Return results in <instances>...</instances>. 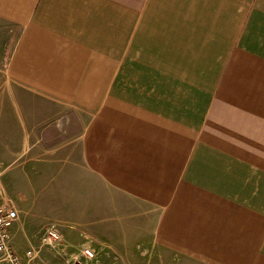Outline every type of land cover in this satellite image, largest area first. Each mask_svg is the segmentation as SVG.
I'll list each match as a JSON object with an SVG mask.
<instances>
[{
	"label": "crops",
	"instance_id": "obj_1",
	"mask_svg": "<svg viewBox=\"0 0 264 264\" xmlns=\"http://www.w3.org/2000/svg\"><path fill=\"white\" fill-rule=\"evenodd\" d=\"M0 113L103 264H264V0H0Z\"/></svg>",
	"mask_w": 264,
	"mask_h": 264
},
{
	"label": "rangeland",
	"instance_id": "obj_2",
	"mask_svg": "<svg viewBox=\"0 0 264 264\" xmlns=\"http://www.w3.org/2000/svg\"><path fill=\"white\" fill-rule=\"evenodd\" d=\"M73 114L79 116V113ZM15 126L16 123L11 127L13 128ZM14 130L16 132V129H13V131ZM13 135H15L16 138V134ZM1 139L4 142H8L13 150H10L7 153L5 152V154H3L2 152L5 151L7 145L1 143ZM13 139L14 136L3 137L2 129L0 127V194L11 201V203L17 210V220L9 229L11 249L13 250L14 248L15 251L20 254L19 251L25 252L30 248H34L37 257L33 260V262H30V264H57L55 263L56 258H53L51 254H54L57 258H61L63 262L66 261L64 262L66 264H83L80 247L83 241L78 234L80 233L81 235H83L87 233L83 230L85 232L84 233L81 227L77 225L78 213H76V211L79 212V209H72L73 215H69L62 221L61 219L60 221H55L54 219H52L53 217H46L41 215L43 211L39 209L38 203L34 204V202L31 200H26L25 203L20 201V196L22 194H25L26 197L29 196L25 188L29 180L27 177L24 179L18 173L21 169L18 166V160L16 158V142ZM22 203H24L25 206H23ZM51 225H55L62 236L59 245L55 248H50L46 245L42 246L40 244V237L45 233L46 228L50 227ZM88 235L91 234L88 233ZM94 244H96V242ZM91 245L96 250V247L93 245V243ZM99 247L101 250H103L104 248L102 247V245H99ZM56 251L58 254L56 253ZM99 253L100 250H98L97 252V259L99 260V262H101ZM18 256L21 258L20 255ZM41 256L42 259H40ZM105 258L110 260L114 259L112 257ZM0 264H7V262L1 261Z\"/></svg>",
	"mask_w": 264,
	"mask_h": 264
},
{
	"label": "built area",
	"instance_id": "obj_3",
	"mask_svg": "<svg viewBox=\"0 0 264 264\" xmlns=\"http://www.w3.org/2000/svg\"><path fill=\"white\" fill-rule=\"evenodd\" d=\"M17 220V210L5 197L0 194V262L7 264H22L21 258L14 253L10 247L9 229ZM62 236L55 225L47 227L45 233L40 237V244L55 248L59 245ZM81 247V257L83 264H102L97 259V252L91 246L90 241L84 240ZM26 262L30 263L37 257L34 248H30L24 253Z\"/></svg>",
	"mask_w": 264,
	"mask_h": 264
}]
</instances>
